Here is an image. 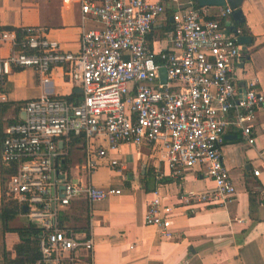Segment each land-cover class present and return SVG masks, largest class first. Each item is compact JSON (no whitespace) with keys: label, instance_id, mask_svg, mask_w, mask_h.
Instances as JSON below:
<instances>
[{"label":"built area","instance_id":"1","mask_svg":"<svg viewBox=\"0 0 264 264\" xmlns=\"http://www.w3.org/2000/svg\"><path fill=\"white\" fill-rule=\"evenodd\" d=\"M79 3L81 20L93 18L102 26L82 30L77 52L60 49L57 41L42 36L41 28L30 26L14 39L18 49L0 57V90L14 69L31 67L46 85L51 69L65 66L82 94L74 102L46 93L27 100L24 118L4 128L0 162L16 165L7 180V198L26 207L25 216L42 229L40 256L34 264L72 263L77 248L91 249V240L58 226L59 207L79 197L93 203L120 193L68 178L62 163L71 138L80 139L88 175L121 144L157 147V158L175 179L201 165L214 187L189 193L186 204L190 209L221 206L235 195L221 157L224 131L232 125L253 145L252 122L257 108L264 105L255 78L244 83V92L238 85L243 50L237 38L242 30L223 24L233 13L229 5L197 7L187 0L185 8L171 15L172 27L159 30L149 44L148 36L165 12L161 0ZM9 35L2 32L0 38ZM161 39L168 48L159 47ZM160 69L165 71V82L160 80ZM118 164L109 158L111 167ZM155 178L160 183V171ZM169 213L170 208L155 196L147 205L145 224L169 239Z\"/></svg>","mask_w":264,"mask_h":264},{"label":"crops","instance_id":"2","mask_svg":"<svg viewBox=\"0 0 264 264\" xmlns=\"http://www.w3.org/2000/svg\"><path fill=\"white\" fill-rule=\"evenodd\" d=\"M161 1L165 9L170 7L177 11L186 7L187 0ZM79 10V0H0V28H14L0 31L10 34L0 38V57H7L18 49L13 46L14 39L20 37L23 28L30 26L41 28L42 36L57 41L60 49L77 52L82 30L102 26L93 18L82 21ZM240 10L241 22L235 21L232 15L223 21L230 30L239 27L244 31L242 36L250 37L236 72L237 82L240 86L255 78L257 89L264 93V0H243ZM170 17L165 12L159 17L154 27L156 31L148 36L149 44L168 22L172 27ZM167 46L162 39L159 41V47L166 49ZM49 78V83L43 85L31 67L14 69L7 76L0 90V143L6 124L24 118L23 104L27 100L45 93L52 97L81 99V88L70 79L65 66L53 67ZM262 125L264 105L257 108L252 122L253 145L244 141L238 128L226 127L221 157L235 195L224 205H195L193 209L186 204L188 194L214 187L201 165L184 171L175 179L168 166L157 158V147L121 144L117 150H109L108 156L100 159L99 166L88 175L80 139L78 142L70 140L62 163L68 178L96 187L119 189L120 193L93 203L79 197L58 208V213L64 217L63 229L92 243L90 250L77 248L75 260L68 264H264ZM102 145L108 148L105 141ZM111 157L118 160L116 168L109 165ZM147 170L153 172L152 177L145 176ZM156 170L161 172L164 181L157 182ZM254 170L259 174L254 175ZM155 196L162 206L170 208L172 236L169 239L162 238L157 227L144 221L147 205ZM26 222V216L19 214L10 226L21 227ZM16 234L13 231L2 233L0 224V264H4V248L10 250L19 240Z\"/></svg>","mask_w":264,"mask_h":264},{"label":"trees","instance_id":"3","mask_svg":"<svg viewBox=\"0 0 264 264\" xmlns=\"http://www.w3.org/2000/svg\"><path fill=\"white\" fill-rule=\"evenodd\" d=\"M195 6H199L197 0H193ZM168 16L173 14V8L164 9ZM241 25V23L239 24ZM171 25L168 22L166 30L170 29ZM13 30V27L0 28L1 30ZM19 32V29L15 30ZM244 34V31L242 32ZM68 101H76L72 98H67ZM2 134L0 135V137ZM72 142H78L79 138H71ZM64 164V163H63ZM16 171L15 164H6L1 162L0 166V178H1V197H0V224L1 231L10 232L13 231L17 233L19 240L12 246L10 250H3L4 264H34L40 256L38 249V239L39 234L42 229L34 222L26 217L27 222L21 227H11L10 223L19 215L26 214L23 210V206L19 205L17 201L7 198L6 195V182L10 175L14 174ZM145 176L152 177L153 172L147 170ZM164 181V178L162 179ZM250 199V204L252 205V195ZM64 217L58 213V226L64 228L63 221Z\"/></svg>","mask_w":264,"mask_h":264},{"label":"water","instance_id":"4","mask_svg":"<svg viewBox=\"0 0 264 264\" xmlns=\"http://www.w3.org/2000/svg\"><path fill=\"white\" fill-rule=\"evenodd\" d=\"M198 5L203 6H225L226 4L229 5L231 8H233L232 17L235 21L241 22L243 20L242 13L240 10V6L243 2V0H197ZM170 20H172V17H170ZM237 41L242 45V50L245 49L246 44L250 43V37L249 36H239L237 38ZM160 80L162 82H165V71L164 69H160ZM244 83H240V90L241 92H244ZM24 211H27L26 207H23Z\"/></svg>","mask_w":264,"mask_h":264}]
</instances>
